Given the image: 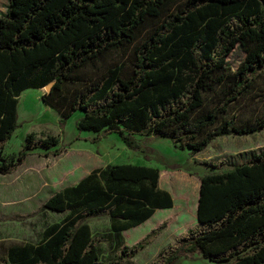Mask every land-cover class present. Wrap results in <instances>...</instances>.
<instances>
[{
    "label": "trees",
    "instance_id": "1",
    "mask_svg": "<svg viewBox=\"0 0 264 264\" xmlns=\"http://www.w3.org/2000/svg\"><path fill=\"white\" fill-rule=\"evenodd\" d=\"M245 54L236 70L235 47ZM64 124L116 134L131 150L136 137H160L191 156L216 138L264 129V0H8L0 17V174L39 150L59 156V139L25 136L17 154L3 145L18 127V104L29 89ZM80 168L97 164L91 153ZM158 168L108 164L52 192L42 208L65 214L39 244H15L7 264H102L86 220L106 214L120 236L173 206L159 188ZM196 220L158 257L162 264L199 254L215 263L264 264V150L199 180ZM161 223L122 253L143 250ZM122 240H119L121 243Z\"/></svg>",
    "mask_w": 264,
    "mask_h": 264
},
{
    "label": "rangeland",
    "instance_id": "2",
    "mask_svg": "<svg viewBox=\"0 0 264 264\" xmlns=\"http://www.w3.org/2000/svg\"><path fill=\"white\" fill-rule=\"evenodd\" d=\"M7 6L8 0H0V17L6 13ZM244 57V52L236 46L227 56V62L236 70ZM44 92V89H29L22 93L18 104V127L3 145L2 152L17 154L29 133L38 138L46 135L57 137V148L63 152L53 156L35 150L16 169L0 174V264L8 262L5 253L8 247L23 243L37 245L49 225L64 219L65 214L42 208L52 192L74 184L92 170L108 164L160 169L175 205L157 213L143 228L131 229L120 236L110 232L106 214L88 218L86 223L91 227L94 242L100 247L102 264H162V258L158 257L161 250L168 245L175 248L177 238L187 230L200 233L205 229L196 220L200 178L231 169L247 162L253 153L264 150V129L248 136L216 138L204 151L194 156L174 149L169 140L160 137H136L140 146L136 151L128 149L116 134L99 135L98 141H94L95 133L79 132L76 128L81 112L74 113L63 125L60 124L59 115L41 102ZM88 153L92 154L97 164L82 171L81 157ZM163 222L168 229L152 238L143 250L122 253L125 247L131 248ZM146 229L149 233L144 235ZM179 262L228 264L210 262L197 253L183 257Z\"/></svg>",
    "mask_w": 264,
    "mask_h": 264
},
{
    "label": "crops",
    "instance_id": "3",
    "mask_svg": "<svg viewBox=\"0 0 264 264\" xmlns=\"http://www.w3.org/2000/svg\"><path fill=\"white\" fill-rule=\"evenodd\" d=\"M156 168V167H155ZM159 172H160V178H159V188L161 189V190H164V191H167L168 193H170V190H169V188H167V186H165V184H164V182H163V180H162V176H163V173H162V171L159 169ZM85 177V176H84ZM83 178V177H82ZM81 178V179H82ZM80 179V180H81ZM79 180V181H80ZM78 182V181H77ZM76 182V183H77ZM75 184V183H74ZM72 185V184H71ZM67 186H69V185H67ZM66 187V186H65ZM64 188V187H63ZM62 189V188H61ZM199 189V188H198ZM49 197V196H48ZM173 199V198H172ZM197 199H198V197H197ZM175 205V202H174V200H173V206ZM173 206H172V208H173ZM196 206H197V200H196ZM169 209H171V208H169ZM169 209H157L156 211H155V213L152 215V217H150L148 220H146L144 223H142L141 225H139V226H137V227H135V228H137V229H141V228H143L145 225H147L151 220H153L154 219V217H155V215L157 214V213H159V212H161V211H163V210H169ZM135 228H133V229H135ZM149 228H151V226L149 227ZM154 229V228H153ZM168 229V227L165 229V230H167ZM131 230V229H130ZM129 231V230H128ZM124 232H127V231H124ZM124 232H122V233H124ZM122 233H121V235H122ZM145 233V234H144ZM147 233H149V230L148 229H146V230H144L143 231V234L144 235H146Z\"/></svg>",
    "mask_w": 264,
    "mask_h": 264
},
{
    "label": "water",
    "instance_id": "4",
    "mask_svg": "<svg viewBox=\"0 0 264 264\" xmlns=\"http://www.w3.org/2000/svg\"><path fill=\"white\" fill-rule=\"evenodd\" d=\"M50 88H51V86H46V87L44 88L45 92L48 93V92L50 91Z\"/></svg>",
    "mask_w": 264,
    "mask_h": 264
}]
</instances>
